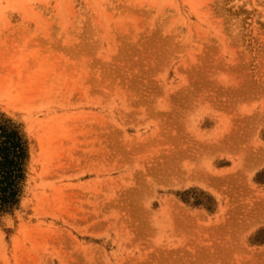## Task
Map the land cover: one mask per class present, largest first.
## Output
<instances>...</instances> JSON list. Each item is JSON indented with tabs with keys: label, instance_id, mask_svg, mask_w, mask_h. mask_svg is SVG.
<instances>
[{
	"label": "rangeland",
	"instance_id": "374dc122",
	"mask_svg": "<svg viewBox=\"0 0 264 264\" xmlns=\"http://www.w3.org/2000/svg\"><path fill=\"white\" fill-rule=\"evenodd\" d=\"M0 114V264H264V0H0Z\"/></svg>",
	"mask_w": 264,
	"mask_h": 264
},
{
	"label": "trees",
	"instance_id": "16d2710c",
	"mask_svg": "<svg viewBox=\"0 0 264 264\" xmlns=\"http://www.w3.org/2000/svg\"><path fill=\"white\" fill-rule=\"evenodd\" d=\"M26 156V140L18 125L0 114V211L18 202Z\"/></svg>",
	"mask_w": 264,
	"mask_h": 264
}]
</instances>
